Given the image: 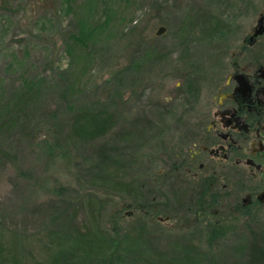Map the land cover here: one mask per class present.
<instances>
[{"label": "rangeland", "instance_id": "1", "mask_svg": "<svg viewBox=\"0 0 264 264\" xmlns=\"http://www.w3.org/2000/svg\"><path fill=\"white\" fill-rule=\"evenodd\" d=\"M263 3L0 0V264H44L45 230L91 209L115 238L141 225L157 250L195 244L199 264H264V206L238 208L242 183L258 182L210 165L209 189L211 169L192 156L230 35ZM91 114L111 127L83 131ZM107 165L136 189L95 183ZM212 190L210 208L198 203ZM213 225L226 233L210 243Z\"/></svg>", "mask_w": 264, "mask_h": 264}, {"label": "flooded vegetation", "instance_id": "2", "mask_svg": "<svg viewBox=\"0 0 264 264\" xmlns=\"http://www.w3.org/2000/svg\"><path fill=\"white\" fill-rule=\"evenodd\" d=\"M230 36L221 60L225 69L208 101V117L201 118L206 132L199 135L192 156L199 168L229 163L239 177L258 182V187L242 183L247 191L238 208L245 212L264 206V3L248 28L234 29ZM206 153L215 161H203ZM217 171L211 169L203 178L209 189Z\"/></svg>", "mask_w": 264, "mask_h": 264}, {"label": "trees", "instance_id": "3", "mask_svg": "<svg viewBox=\"0 0 264 264\" xmlns=\"http://www.w3.org/2000/svg\"><path fill=\"white\" fill-rule=\"evenodd\" d=\"M112 119L110 114H91L84 115L77 121L83 131V127L89 126L90 132L96 135L107 131L111 127ZM104 168L108 169L97 176L95 183L120 190L136 189V183L121 182L112 177V170L117 171V167L110 168L107 165ZM205 188L203 187L201 192ZM211 196L210 199L198 198V203L210 208L217 199L215 193ZM245 213L249 214L250 211L247 209ZM72 219L62 230L55 228L45 230L49 250L44 264H199L203 259L204 253L192 242H175L169 252L155 249L144 235L141 225L134 226L118 236L119 238H115L109 231L99 226L98 214L92 209L80 222L76 221L75 216ZM209 228L210 243L217 241L226 233V229L221 225ZM15 247L14 244H8L5 250L11 254ZM0 248L2 249V246ZM14 256L11 258L12 263L16 262Z\"/></svg>", "mask_w": 264, "mask_h": 264}, {"label": "water", "instance_id": "4", "mask_svg": "<svg viewBox=\"0 0 264 264\" xmlns=\"http://www.w3.org/2000/svg\"><path fill=\"white\" fill-rule=\"evenodd\" d=\"M164 30V26H159V28H158V30H157V33H160V32H162Z\"/></svg>", "mask_w": 264, "mask_h": 264}]
</instances>
